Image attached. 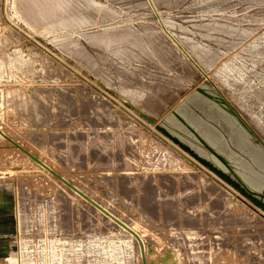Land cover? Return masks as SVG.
<instances>
[{
	"label": "rangeland",
	"instance_id": "rangeland-1",
	"mask_svg": "<svg viewBox=\"0 0 264 264\" xmlns=\"http://www.w3.org/2000/svg\"><path fill=\"white\" fill-rule=\"evenodd\" d=\"M0 128L20 145L0 135V264H264V212L12 20L7 0Z\"/></svg>",
	"mask_w": 264,
	"mask_h": 264
},
{
	"label": "water",
	"instance_id": "water-1",
	"mask_svg": "<svg viewBox=\"0 0 264 264\" xmlns=\"http://www.w3.org/2000/svg\"><path fill=\"white\" fill-rule=\"evenodd\" d=\"M7 13L264 212V0H7Z\"/></svg>",
	"mask_w": 264,
	"mask_h": 264
},
{
	"label": "bare ground",
	"instance_id": "bare-ground-1",
	"mask_svg": "<svg viewBox=\"0 0 264 264\" xmlns=\"http://www.w3.org/2000/svg\"><path fill=\"white\" fill-rule=\"evenodd\" d=\"M26 59V60H25ZM25 59H23V60H25V62L27 61V62H29V61H31V59L29 60L28 58H25ZM29 61H28V60ZM22 60V61H23ZM35 61V60H34ZM0 135L3 137V138H6L7 140H9V141H11V142H16L13 138H11L10 136H8V134H6L1 128H0ZM11 139V140H10ZM17 145H19V144H17ZM20 146V145H19ZM22 148H23V146H22ZM24 150H27L26 148H23ZM27 151H29V150H27ZM31 153V152H30ZM31 154H33V153H31ZM28 155V154H27ZM34 155V154H33ZM29 156V155H28ZM35 156V155H34ZM31 157V156H30ZM32 158V157H31ZM36 158H38L43 164H45L46 166H48L50 169H52L54 172H56V173H58V174H60L58 171H56L55 169H53L50 165H49V163H47V162H45V161H43V160H41L40 158L41 157H36ZM33 159V158H32ZM34 161H36L35 159H33ZM36 163L39 165V167L43 170V171H45L46 173H48L50 176H53V177H55V178H57L51 171H50V169H47L46 167H44V166H42L38 161H36ZM61 175V174H60ZM61 176H63V175H61ZM64 177V176H63ZM65 178V177H64ZM66 180H68L67 178H65ZM69 181V180H68ZM70 182V181H69ZM73 184V183H72ZM73 185H75V184H73ZM78 189H80L83 193H85V194H87L85 191H83V189L79 186V185H75ZM71 188V187H70ZM72 189V188H71ZM72 191L76 194V195H78V196H80V197H82L83 199H85L81 194H79V193H77L76 191H74L73 189H72ZM85 200H87V199H85ZM88 201V200H87ZM109 212V211H108ZM111 213V212H110ZM112 214V213H111ZM113 215V214H112ZM115 216V215H114ZM116 218H118L117 216H115ZM119 219V218H118ZM114 220V219H113ZM120 220V219H119ZM123 222V221H122ZM125 223V222H124ZM126 224V223H125ZM127 225V224H126ZM122 226V225H121ZM128 226V225H127ZM123 228H126V227H124V226H122ZM130 229H132V230H134L136 233H137V235H138V238L140 239V240H142V233H140L138 230H137V227H130V226H128Z\"/></svg>",
	"mask_w": 264,
	"mask_h": 264
}]
</instances>
